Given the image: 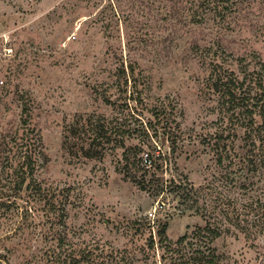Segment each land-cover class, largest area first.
I'll return each mask as SVG.
<instances>
[{
	"label": "rangeland",
	"instance_id": "obj_1",
	"mask_svg": "<svg viewBox=\"0 0 264 264\" xmlns=\"http://www.w3.org/2000/svg\"><path fill=\"white\" fill-rule=\"evenodd\" d=\"M131 60L148 80L137 92L116 81ZM262 62L264 0H0V135L28 129L44 151L36 175L58 191L72 241L152 264L143 256L148 232L130 221L156 202L117 169L120 149L85 152L71 128L123 112L134 124L147 120V107L172 103L182 137L177 167L207 190L211 209H171L168 237L217 221L223 232L213 246L222 264H264L262 152L214 87L228 71L248 83ZM20 96L30 105L29 128L20 122ZM17 220L0 215V264H46V242Z\"/></svg>",
	"mask_w": 264,
	"mask_h": 264
},
{
	"label": "trees",
	"instance_id": "obj_2",
	"mask_svg": "<svg viewBox=\"0 0 264 264\" xmlns=\"http://www.w3.org/2000/svg\"><path fill=\"white\" fill-rule=\"evenodd\" d=\"M133 62L121 64L116 81L119 86L130 83L132 91L137 92L140 83L148 86V80L142 70L135 71ZM259 66L250 74L248 83L246 76L238 79L228 71L216 76L214 87L223 88L228 109H238L245 134L262 152L260 160L264 163V62ZM237 89L241 90L239 94ZM19 99L23 102L20 122L29 128L30 105L23 96ZM174 108L172 103L161 101L146 108L147 120L134 118V124L124 112L112 117L89 116L72 125L71 131L78 137L79 149L85 152L120 149L117 169L156 202L149 215L142 214L130 221L136 231L143 235L148 232L144 257L151 256L152 264H222L221 255L213 246L223 232L217 221L205 219L203 225L188 227L176 239L166 233L171 209L180 214L201 215L211 209L204 199L207 190L195 186L177 167L182 137ZM0 137V215L12 219L19 215L17 228L39 234L47 244L42 250L46 264H130L124 249L98 242L80 244L68 237L58 191L44 185L36 175L47 156L28 135V129L18 136L7 132ZM217 160L221 161V154ZM216 199L217 196L213 201Z\"/></svg>",
	"mask_w": 264,
	"mask_h": 264
}]
</instances>
